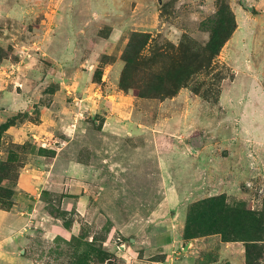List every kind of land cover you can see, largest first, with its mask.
<instances>
[{"label": "rangeland", "instance_id": "374dc122", "mask_svg": "<svg viewBox=\"0 0 264 264\" xmlns=\"http://www.w3.org/2000/svg\"><path fill=\"white\" fill-rule=\"evenodd\" d=\"M213 197L264 214V0H0V264H264Z\"/></svg>", "mask_w": 264, "mask_h": 264}, {"label": "trees", "instance_id": "16d2710c", "mask_svg": "<svg viewBox=\"0 0 264 264\" xmlns=\"http://www.w3.org/2000/svg\"><path fill=\"white\" fill-rule=\"evenodd\" d=\"M263 219L264 214L261 212L245 214L239 208L233 209L226 206L222 197H213L197 203L191 208L184 232L186 238L220 232L227 240L253 241L256 238H244L245 235L238 234L239 229L245 228L247 225V228H254L256 229L255 233L261 235L264 233V222H261ZM250 250L251 247L248 244L246 248L248 261L251 259Z\"/></svg>", "mask_w": 264, "mask_h": 264}, {"label": "water", "instance_id": "95a60500", "mask_svg": "<svg viewBox=\"0 0 264 264\" xmlns=\"http://www.w3.org/2000/svg\"><path fill=\"white\" fill-rule=\"evenodd\" d=\"M186 247V246H185Z\"/></svg>", "mask_w": 264, "mask_h": 264}]
</instances>
